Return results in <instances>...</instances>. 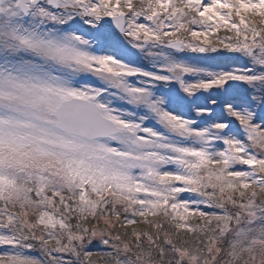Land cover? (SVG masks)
<instances>
[{
	"label": "snow or ice",
	"instance_id": "6c2138e0",
	"mask_svg": "<svg viewBox=\"0 0 264 264\" xmlns=\"http://www.w3.org/2000/svg\"><path fill=\"white\" fill-rule=\"evenodd\" d=\"M0 264H264V0H0Z\"/></svg>",
	"mask_w": 264,
	"mask_h": 264
}]
</instances>
